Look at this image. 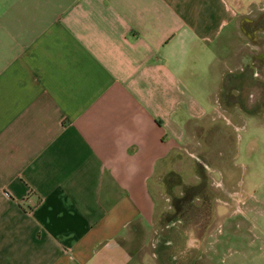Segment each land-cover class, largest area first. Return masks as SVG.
I'll use <instances>...</instances> for the list:
<instances>
[{"label": "crops", "instance_id": "0c3cea01", "mask_svg": "<svg viewBox=\"0 0 264 264\" xmlns=\"http://www.w3.org/2000/svg\"><path fill=\"white\" fill-rule=\"evenodd\" d=\"M256 9L264 0H0V264L163 259L141 235L150 182L190 125L217 120L201 71L228 64L222 88Z\"/></svg>", "mask_w": 264, "mask_h": 264}, {"label": "rangeland", "instance_id": "374dc122", "mask_svg": "<svg viewBox=\"0 0 264 264\" xmlns=\"http://www.w3.org/2000/svg\"><path fill=\"white\" fill-rule=\"evenodd\" d=\"M239 24L222 88L218 73L228 64L201 71L200 97L217 120L190 125L186 149L150 182L154 227L141 235L169 244L163 259L145 250L143 264H264V10Z\"/></svg>", "mask_w": 264, "mask_h": 264}, {"label": "trees", "instance_id": "16d2710c", "mask_svg": "<svg viewBox=\"0 0 264 264\" xmlns=\"http://www.w3.org/2000/svg\"><path fill=\"white\" fill-rule=\"evenodd\" d=\"M169 244L168 239L166 237H157L156 240V246L154 247V251L158 256L160 255V252L162 251V249H166V245Z\"/></svg>", "mask_w": 264, "mask_h": 264}]
</instances>
